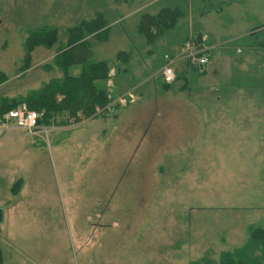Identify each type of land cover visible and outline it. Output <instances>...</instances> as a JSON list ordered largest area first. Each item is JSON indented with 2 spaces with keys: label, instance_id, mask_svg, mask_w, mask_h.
<instances>
[{
  "label": "rangeland",
  "instance_id": "rangeland-1",
  "mask_svg": "<svg viewBox=\"0 0 264 264\" xmlns=\"http://www.w3.org/2000/svg\"><path fill=\"white\" fill-rule=\"evenodd\" d=\"M176 1L116 0L117 19L95 37L92 57L110 63L100 81L115 97L131 92L126 102L50 124L47 138L2 132L0 264H219L251 227L264 228V0H183L182 13H203L212 31L238 40H212L213 50L228 45L217 48L218 82L209 66L178 59L186 77L167 84L165 53L181 49L190 22L165 12L171 20L150 26L151 42L140 22ZM99 2L0 0V101L61 77L57 45ZM172 25L180 36L170 50L159 37ZM41 26L56 27L58 40L36 45L24 68L26 37Z\"/></svg>",
  "mask_w": 264,
  "mask_h": 264
},
{
  "label": "trees",
  "instance_id": "trees-1",
  "mask_svg": "<svg viewBox=\"0 0 264 264\" xmlns=\"http://www.w3.org/2000/svg\"><path fill=\"white\" fill-rule=\"evenodd\" d=\"M165 12L171 13L172 9L164 8L156 19L147 14L141 17L140 31L144 32L148 41L151 42L152 36L155 35L150 31V26L158 24L157 28L161 29L169 23L167 21L170 17ZM173 16L174 13L171 14V18ZM107 23L108 21L106 20H86L84 18L68 26L66 28V41L57 45V50L53 57L54 62L62 70V76L53 77L40 87L28 91L19 98L20 100L18 98H2L0 101V115L4 110L16 106L19 101H24L28 107L43 112L44 116L40 119L41 122L65 124L79 119L81 115L87 117L95 111L96 107L107 104L109 98L105 85H98L95 81L107 80L111 75L110 63L106 59L92 57L93 46L91 42L93 37L108 29L105 27ZM86 34L90 35L86 37ZM179 36L180 34L178 33L176 38H179ZM58 37V29L56 27L41 26L31 30L25 40L23 67L27 68L29 66L31 51L36 45L51 46L57 42ZM233 40L236 41L238 39L235 38ZM223 46L228 48V45L224 43ZM117 55H124L119 57L124 58L127 52L120 50ZM74 64H80L77 74L69 72L70 66ZM185 64L188 65L189 63L185 62ZM207 64L202 67L190 64V67H196L203 72ZM5 76L6 74L0 71V81ZM178 76L186 77V71L181 70L180 74L178 72L175 80ZM166 83L169 84L170 82ZM106 111L104 109L101 113ZM69 116L74 119L71 117L67 119ZM19 180L17 179L16 182ZM14 186L15 184L13 183L11 188L13 189ZM258 249L260 252L256 254ZM219 264H264V228L258 225L251 227L246 242L234 250L222 252L219 257Z\"/></svg>",
  "mask_w": 264,
  "mask_h": 264
},
{
  "label": "built area",
  "instance_id": "built-area-1",
  "mask_svg": "<svg viewBox=\"0 0 264 264\" xmlns=\"http://www.w3.org/2000/svg\"><path fill=\"white\" fill-rule=\"evenodd\" d=\"M214 45L207 41V35L201 34L199 36L190 32L187 38L184 40L181 49H175L176 51L170 56L169 53H165V63L160 68V73L165 82H173L176 78L175 61L184 60L191 65L204 66L210 61ZM131 97V92H127L126 95L113 96L108 94L109 101L105 105L106 108L112 107L114 101L119 103L126 102ZM134 98V97H133ZM105 106L96 107L95 113L106 109ZM80 115V114H79ZM41 110L33 109L27 106L24 101H19L16 106L8 108L0 115V136L2 132L11 133V130L20 129L30 135H45L48 137V131L50 124L41 122L43 117ZM86 116H80L78 121H82ZM74 119V118H73Z\"/></svg>",
  "mask_w": 264,
  "mask_h": 264
},
{
  "label": "crops",
  "instance_id": "crops-1",
  "mask_svg": "<svg viewBox=\"0 0 264 264\" xmlns=\"http://www.w3.org/2000/svg\"><path fill=\"white\" fill-rule=\"evenodd\" d=\"M100 1H102V2H99V5H98V7H96V8H91V10H92V15H87V14H89L90 12L89 11H85L86 12V15L85 16H79L78 17V20H81V19H86V20H106V21H108V23L106 24V26L105 27H107V26H109V24H110V21L112 20H115V19H117V18H111L110 16H109V11L112 13V14H114L115 13V10L114 11H112L111 10V7H113L114 9H115V4H117V2H115L116 0H100ZM70 2H72V1H70ZM72 4H74V3H72ZM81 4V3H80ZM83 4V3H82ZM82 4H81V6H80V8L82 7ZM186 5V6H185ZM167 6V5H166ZM181 6H184V7H187L188 6V4H186L183 0H177L176 2H175V4H174V8H173V6L172 7H167L168 9H173L174 11H173V13L174 14H176L177 15V18H176V20H178L179 22H187V21H189L190 23L188 24V22L185 24V28H184V32H183V35H182V37H187L188 36V34H189V32L191 31V32H193V33H195V34H197V36H199V35H201V34H206L207 35V41L209 42V43H212V40H218V39H221V38H219L222 34L223 35H230L229 37H232L233 39H235L236 37H235V34H232L230 31H228L227 33H225L224 31L222 32V31H219V33L218 34H216L215 33V31H212V20H208V16H204L203 15V13H199V15H198V13H195V14H189V13H187L186 14V12L184 11V13H182V10H181ZM76 8V7H75ZM164 8H166V7H164V6H162L161 7V9L155 14V15H152V13L151 12H149V11H146V12H143V14L142 15H144V14H147V15H149L150 17H154V18H157L158 17V15L162 12V10L164 9ZM77 10V9H76ZM185 10H186V8H185ZM78 11V10H77ZM140 14V15H141ZM141 15V16H142ZM173 18V17H172ZM149 19H152V18H149ZM189 19V20H188ZM170 20L171 19H168V21L167 22H170ZM166 26V25H165ZM197 26V27H196ZM111 27V26H110ZM109 27V28H110ZM167 28H169V29H173V31L171 32V33H168V34H166L165 36L164 35H161L159 38V41L161 42V43H163V45L164 46H169L170 47V49H174L175 47H176V45H175V39H176V35L178 34V31H179V28H175V26L174 25H172V26H169V27H167ZM191 28V30L189 31V29ZM182 30H183V28H182ZM106 31H109V30H107L106 29ZM103 32H105V31H103ZM107 34V33H106ZM88 35H90V34H86V37L88 36ZM95 37H97V36H95ZM95 37H93L92 38V40H91V42H92V46H93V52H94V47H95V42L96 41H99V40H97V39H95ZM221 37H223V36H221ZM155 38H156V35H154V36H152V41H155ZM238 39V38H237ZM223 42V41H222ZM225 46V45H224ZM224 46H220V47H217L218 49H228V48H224ZM217 48H215L213 51H212V56H211V59H210V61H209V63H208V65H207V67L209 66V68H208V70H209V73H211L212 74V76H216L218 73H219V71L216 69V62L218 63V61H219V59H220V54H219V52L217 51L218 49ZM237 49H239V48H237ZM251 50H253V49H250L249 51H251ZM175 51V50H174ZM224 52V51H223ZM262 52V51H261ZM264 52V51H263ZM249 53V52H248ZM247 53V54H248ZM217 54H219L218 56H217ZM247 58H248V55H247ZM97 59H106V58H97ZM243 59L244 58H241V57H239L238 58V60L237 59H235V60H237V61H239V62H241V61H243ZM249 59V58H248ZM71 67H74L75 69H77L78 71H74L73 72V74H77L78 72H79V69H80V64H74V65H72V66H70V68ZM261 70H262V72H261ZM259 73H260V75L261 76H264V66H263V69H261L260 68V70H259ZM220 76H222V75H217V77H216V80H217V82H218V79H219V77ZM183 78H185V76L183 77ZM95 83L96 84H103V82L102 81H100V80H97V81H95ZM95 113V111L92 113V114H94ZM98 114V113H97ZM94 115H96V114H94ZM75 121H77V122H79L78 120H74V122ZM53 124V123H52ZM66 124V123H65ZM58 125H61V124H58ZM21 131V130H20ZM21 132H23V131H21ZM23 133H25V132H23ZM25 134H27V133H25Z\"/></svg>",
  "mask_w": 264,
  "mask_h": 264
},
{
  "label": "water",
  "instance_id": "water-1",
  "mask_svg": "<svg viewBox=\"0 0 264 264\" xmlns=\"http://www.w3.org/2000/svg\"><path fill=\"white\" fill-rule=\"evenodd\" d=\"M2 217V208L0 207V219Z\"/></svg>",
  "mask_w": 264,
  "mask_h": 264
},
{
  "label": "bare ground",
  "instance_id": "bare-ground-1",
  "mask_svg": "<svg viewBox=\"0 0 264 264\" xmlns=\"http://www.w3.org/2000/svg\"><path fill=\"white\" fill-rule=\"evenodd\" d=\"M136 100V99H135Z\"/></svg>",
  "mask_w": 264,
  "mask_h": 264
}]
</instances>
